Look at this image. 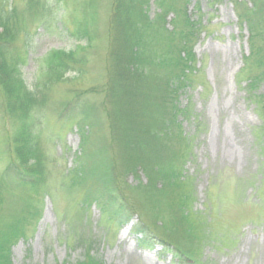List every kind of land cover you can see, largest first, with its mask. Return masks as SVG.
I'll use <instances>...</instances> for the list:
<instances>
[{"label": "trees", "instance_id": "16d2710c", "mask_svg": "<svg viewBox=\"0 0 264 264\" xmlns=\"http://www.w3.org/2000/svg\"><path fill=\"white\" fill-rule=\"evenodd\" d=\"M26 1L34 6L35 22L40 20L46 27L55 20L53 2L41 8L40 0ZM191 1L108 0L101 83L67 90L70 99L51 111L47 98L30 90L18 69L26 61V39L19 46L25 22L15 4L0 0V113L21 127L0 141V159L5 157L8 162L0 170V217L6 220L5 225L0 220V264H11L12 245L39 220L43 196H53L48 189L52 172L46 167L48 156L41 151L38 131V112L45 110L57 122L75 126L81 136L79 152L61 175L66 193L83 190L75 219L85 221L87 210L95 206L102 222L117 231L135 222L130 236L139 248H159L160 254L171 255L174 264L198 263L204 231L199 227L200 217L189 208L192 179L184 173V166L193 158L203 122L191 112L190 102L183 105L180 99L196 87L200 66L194 46L208 23L200 22V16H190L187 6ZM218 1L206 0V4L213 6ZM228 1L237 22L249 34L237 79L239 85L244 82L245 100L260 119L256 131L264 165V0ZM96 5L97 0L80 4L82 16L75 19L73 35L84 39L85 45L52 54L43 73L48 75L47 84L65 80L68 72L81 76L76 67L85 62L86 51L100 38L92 26ZM200 7V0H195L193 12L200 13ZM127 176L135 177L136 184H127ZM260 176L261 189L263 168ZM135 190L140 196L137 200L132 197ZM253 194L256 199L258 192ZM16 206L19 211L14 214ZM156 223L163 230L155 229ZM166 232L181 239L182 246ZM87 248L77 264H101Z\"/></svg>", "mask_w": 264, "mask_h": 264}, {"label": "rangeland", "instance_id": "374dc122", "mask_svg": "<svg viewBox=\"0 0 264 264\" xmlns=\"http://www.w3.org/2000/svg\"><path fill=\"white\" fill-rule=\"evenodd\" d=\"M40 1L41 8L53 2L55 20L46 27L42 21L33 20L34 6H28L26 0H10V3L15 4L20 19L25 22L19 33V46L28 43L26 61L18 67L20 75L30 90L47 98V110L52 111L70 99L67 90L86 89L93 83H101L109 5L108 0H97L96 21L92 26L100 38L86 51L85 62L76 67L81 70V76L77 71L68 72L65 80L47 84L48 75L45 77L43 73L52 54L67 53L85 45L84 39L73 35L75 19L82 16L80 4L84 0ZM194 5L192 0L187 6L190 16L193 19L195 15L200 16V22L208 24L194 46L200 66L196 87L186 92L180 102L183 105L190 102L191 112L203 122L202 134L194 143L193 158L184 166V173L192 179L189 208L200 217L199 227L204 231L197 264H264V182L259 188L264 165L256 131L261 123L254 106L245 100L241 90L244 82L240 81L239 85L237 79L242 57L248 50L249 34L244 24L241 27L237 22L233 4L228 0L213 6L200 0L198 14L193 12ZM154 11L151 2V16ZM170 18L171 14L167 21ZM38 84L40 87L35 89ZM45 111L38 112L40 128L37 127L41 132V151L48 156L46 167L52 172L48 189L53 196H43L39 220L27 227L25 237L12 245L11 264H77L87 247L101 264H174L171 255L160 254L159 248L137 246L130 236L135 222L117 231L102 222L95 206L87 210L85 221L75 219L76 204L83 190L75 189L71 195L66 193L61 175H65L74 154L79 152L81 136L75 126L57 122L53 114ZM20 128V123L0 113V141L4 136L17 134ZM7 163L5 157L0 159V170ZM135 180L133 176L125 179L130 185L136 184ZM255 191L258 192L256 199ZM137 193L135 190L133 196L129 194L137 200L140 198ZM0 220L5 225L6 220L1 217ZM153 227L163 230L159 223ZM165 234L182 246L181 239L171 237L169 232Z\"/></svg>", "mask_w": 264, "mask_h": 264}]
</instances>
